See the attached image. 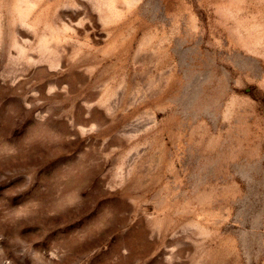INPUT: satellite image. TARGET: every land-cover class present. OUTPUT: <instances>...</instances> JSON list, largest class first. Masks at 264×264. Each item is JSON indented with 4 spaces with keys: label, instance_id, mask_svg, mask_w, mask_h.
<instances>
[{
    "label": "rangeland",
    "instance_id": "obj_1",
    "mask_svg": "<svg viewBox=\"0 0 264 264\" xmlns=\"http://www.w3.org/2000/svg\"><path fill=\"white\" fill-rule=\"evenodd\" d=\"M0 264H264V0H0Z\"/></svg>",
    "mask_w": 264,
    "mask_h": 264
}]
</instances>
